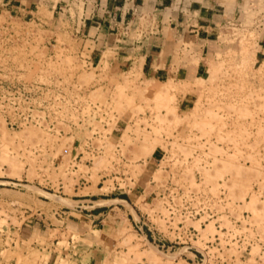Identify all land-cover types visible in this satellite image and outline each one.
<instances>
[{"label": "rangeland", "instance_id": "rangeland-1", "mask_svg": "<svg viewBox=\"0 0 264 264\" xmlns=\"http://www.w3.org/2000/svg\"><path fill=\"white\" fill-rule=\"evenodd\" d=\"M35 1L37 5L31 7L32 12L20 18L4 8L6 0H0V28L11 26L10 39L34 42L35 49L43 45L39 57L34 56L40 60L45 58V61L25 65L28 75L38 70H49L65 78L73 77L77 83L84 85L90 98L104 103L110 121L99 130L108 133L105 137L106 156L111 157L110 142L120 138L121 153L128 161L127 169L137 171L138 175L133 176L138 185L151 172L149 164L144 167L148 157L154 156L158 148H163L162 136L169 137L173 133L185 135L188 130V135L195 133L209 137L217 131L221 134L219 139L222 136L234 141L247 139L249 150L256 146L264 149V0L240 1L228 26L219 33L218 44L201 78L193 81L168 80L165 83L140 77L135 64L130 68L114 69L107 62L112 54L109 49L105 50L95 67L86 66L82 60L85 46L80 49V39L66 29L70 26L68 18L75 21L74 6L56 9L52 17L46 0ZM15 27L21 28V31ZM48 54L53 56V61ZM180 100H184L183 105L179 104ZM83 134L76 131L72 137L65 135L58 141H52L55 138L46 129H8L0 122V176L24 177L33 184L48 186L52 190L44 193L35 188L16 190L0 186V264H77L65 251L69 226L65 230L58 229L56 225L62 220L57 221L56 218L61 217L67 223L70 218L80 219L89 231L88 217L74 211L79 206L87 209L81 211L86 213H93L92 209L97 206L103 210L98 219L102 220L106 230L104 233L92 232L93 242L99 243L103 252L97 260L99 264H165L163 259L153 261L151 258L155 255L149 250L160 254L147 245L137 247L140 243L137 244L135 236L130 235L134 232L127 213L132 214L133 205L134 209H143L146 192L137 188L138 191L117 194L116 190L104 186L99 188L100 183L97 182L107 165L106 158L94 160L87 166L82 160L76 161L65 174L52 172V152L54 156L58 155L62 147L70 146L69 141L73 137L80 139ZM3 145L7 146L5 151ZM208 151L213 153L218 149L210 145ZM10 161H16L20 166L17 172L11 171ZM234 163L233 159L223 160L219 169H214V175L233 173L238 181L233 185L235 195L241 198L246 190V181L242 179L249 176L251 166L239 167ZM214 175L207 174V178L212 179ZM94 176L98 177V181ZM118 200L127 204L117 203ZM255 203L250 200L244 204V209L259 219L257 227L264 232V225L261 224L264 204ZM34 216H37L35 220ZM126 230L131 232L128 233L130 238L133 237L130 244L120 236ZM206 232L210 233L211 227ZM72 236L80 243H92L88 235L81 238L74 233ZM132 244H136L138 249L131 248Z\"/></svg>", "mask_w": 264, "mask_h": 264}, {"label": "built area", "instance_id": "built-area-1", "mask_svg": "<svg viewBox=\"0 0 264 264\" xmlns=\"http://www.w3.org/2000/svg\"><path fill=\"white\" fill-rule=\"evenodd\" d=\"M9 27L0 28V122L8 129H46L52 132V141L76 131L84 133L80 139L73 137L70 146L62 147L58 155L52 152L53 173H67L76 161L82 160L87 166L106 158L107 165L97 182L99 188L104 186L117 194L138 189L146 192L143 209H134L133 205L135 216L127 213V219L138 242L163 255L172 254V264H264V232L257 227L259 219L241 207L250 197L256 205L264 204L263 147L249 150L247 139H219L213 132L209 137L188 135V130L185 135L162 136L163 148L148 157L144 167L149 164L151 172L138 185L127 169L120 138L110 142L111 157L106 156L108 133L99 130L110 121L104 103L90 98L84 85L73 77L49 70L28 75L25 65L45 61L34 56L39 57L43 45L35 49L34 42L10 39ZM210 145L218 151L210 153ZM225 159H233L239 167L251 166L249 176L242 179L246 190L241 198L235 195L233 185L238 181L233 173L214 175V169H219ZM207 174L214 177L208 179ZM106 180L108 183H104ZM0 186L52 191L24 177L0 176ZM207 225L211 232L204 234ZM71 240L69 235L66 242Z\"/></svg>", "mask_w": 264, "mask_h": 264}, {"label": "crops", "instance_id": "crops-1", "mask_svg": "<svg viewBox=\"0 0 264 264\" xmlns=\"http://www.w3.org/2000/svg\"><path fill=\"white\" fill-rule=\"evenodd\" d=\"M6 1L4 8L20 18L26 17L32 12L31 7L37 5L35 0ZM46 1L52 17L56 9L74 6L75 21L68 18L70 26L66 29L80 39V49L85 46L82 60L86 66L98 64L102 54L109 49L112 54L107 62L111 67L130 68L135 64L140 77L157 83L201 78L218 44L219 33L228 26L241 3V0ZM184 100L179 104L183 105ZM98 208L92 209L93 213L81 212L87 209L80 206L74 209L88 217L89 231L80 219L70 218L67 223L63 218L55 217L57 221L62 220L56 225L58 229L65 230L69 226L72 240L66 242L65 251L77 264H99L103 255L101 245L93 242L92 233L106 230L102 220L98 219L103 210ZM74 233L81 238L90 236L92 243H80L73 238Z\"/></svg>", "mask_w": 264, "mask_h": 264}, {"label": "bare ground", "instance_id": "bare-ground-1", "mask_svg": "<svg viewBox=\"0 0 264 264\" xmlns=\"http://www.w3.org/2000/svg\"><path fill=\"white\" fill-rule=\"evenodd\" d=\"M213 132L215 133V136H216V137L220 138V136H221L220 133H218L217 131H213ZM211 133H212V132H211ZM5 137H6V136H5ZM6 149H7V146H6V145H3V151H5ZM229 163L232 164L231 162H229ZM9 165H10V169H11L12 172H17V171L19 170V167H20V166L17 164L16 161H15V162H14V161H10V164H9ZM136 165H137V164H136ZM80 167H81V166H80ZM80 167H79V168H80ZM136 167H137V166H136ZM81 169H82V168H81ZM139 169L141 170V168H139ZM136 172H137V171H136L135 169H132L131 174L133 173L132 175H134V176L136 177V176L138 175V173H136ZM18 173H19V172H18ZM16 174H17V173H16ZM155 174H156V173L153 174V178H154V175H155ZM94 175H95V174H94ZM156 175H157V174H156ZM94 177H95L96 179L98 178V177H96V176H94ZM94 177H93V178H94ZM135 177H134V178H135ZM135 179H136V178H135ZM95 181H98V179L95 180ZM93 182H94V181H93ZM71 185H72V184H71ZM69 186H70V185H69ZM70 189H71V188H70ZM40 190H41V189H40ZM43 192L46 193V191H43ZM47 194H48V193H47ZM58 197H60V196H58ZM250 200H254V198H251V197H250V199H249L247 202L244 201V203H243V207H242V208H244V204L250 202ZM106 201H108V200H106ZM110 201H114V202H116V200H110ZM117 203H120V204H127V203L124 202L123 200H118ZM84 207H85V206H84ZM131 211H132V214L135 216V213H133L134 210H131ZM208 227H211V226H210V225H207L206 228L203 230L204 233H208V232H206V229H207ZM128 231H129V230H128ZM128 233H131V232H128ZM128 233H127V230H126L125 232L122 231V233H120V234H121L120 236H121V237L123 236L122 239L125 240L127 243L129 242L128 244H130V243H131V241H130L131 238H133L135 235H132L133 233L130 234L131 236H133V237L130 238V236H129ZM129 238H130V239H129ZM134 238H135V237H134ZM128 240H129V241H128ZM135 240H136V242H137V244H138V243H139L138 240H137V239H134V241H135ZM132 241H133V239H132ZM123 242H124V241H123ZM136 242H135V243H136ZM132 245H133V246H131V248L134 247L133 249H136V248L139 247L141 244H139L137 247H135L136 244H135V246H134V244H132ZM144 247H145V246H144ZM146 248H148V247L146 246ZM149 248H151V247L149 246ZM137 249H138V248H137ZM151 249H152V248H151ZM144 250H145V249H144ZM147 250H148V249H147ZM149 251H150L153 255H155V256H152V258H151L152 260L154 259L153 261H158L159 259H160V260L163 259V262H164L165 264H172V257H173L172 254H171V255H165V256H164L163 254H161L160 252L157 251V253L160 254V256H159L158 254H156V253L153 252L152 250H149ZM155 251H156V250H155ZM136 256L139 257V255H138L137 253H136ZM156 256H157V257H156ZM138 259H139V258H138ZM139 260H140V259H139ZM160 260H159V261H160ZM114 262H115V261H114ZM126 263H127V262H126ZM126 263H125V264H126ZM153 263L156 264V262H153ZM158 264H160V263H158Z\"/></svg>", "mask_w": 264, "mask_h": 264}]
</instances>
